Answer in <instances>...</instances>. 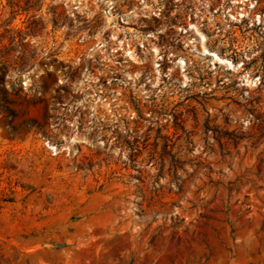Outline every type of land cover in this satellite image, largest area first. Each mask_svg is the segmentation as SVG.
Segmentation results:
<instances>
[{
  "label": "rangeland",
  "instance_id": "rangeland-1",
  "mask_svg": "<svg viewBox=\"0 0 264 264\" xmlns=\"http://www.w3.org/2000/svg\"><path fill=\"white\" fill-rule=\"evenodd\" d=\"M0 264H264V0H0Z\"/></svg>",
  "mask_w": 264,
  "mask_h": 264
}]
</instances>
